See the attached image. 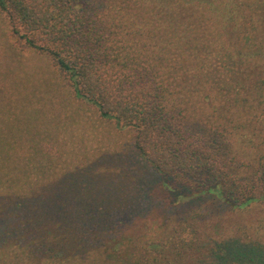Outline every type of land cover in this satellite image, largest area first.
<instances>
[{"label": "trees", "instance_id": "1", "mask_svg": "<svg viewBox=\"0 0 264 264\" xmlns=\"http://www.w3.org/2000/svg\"><path fill=\"white\" fill-rule=\"evenodd\" d=\"M0 10L15 46L49 56L77 97L134 128L137 149L122 154L124 179L64 170L36 193L6 178L0 264H169L143 236L120 234L135 209H152L147 192L164 175L240 209L264 205V155L249 152L264 151V0H0ZM215 47L241 75L199 71L223 62L208 61ZM40 152L23 159L37 174L54 161ZM55 227L65 235L52 239ZM242 243L215 263H264Z\"/></svg>", "mask_w": 264, "mask_h": 264}, {"label": "rangeland", "instance_id": "2", "mask_svg": "<svg viewBox=\"0 0 264 264\" xmlns=\"http://www.w3.org/2000/svg\"><path fill=\"white\" fill-rule=\"evenodd\" d=\"M15 45L6 13L0 10L1 191L10 183L6 179L10 177L23 188L37 193L49 188L50 174L57 179L64 170L70 178L75 172L87 174L88 171L99 178H127L129 172L122 154L137 151L134 128L123 126L115 118L101 116L97 105L77 97L49 56ZM207 53L204 50L202 56ZM220 56L223 62L217 63L219 67L197 68L202 74L211 69L215 74L229 77L234 73L241 75L244 66L228 60L216 47L208 61H216ZM5 122L8 123L5 125ZM33 151H41V161L54 156L51 163H43L47 166L40 174L35 163L23 160L27 156L33 162ZM249 152L253 158L260 159L264 155V151ZM12 163L21 169L10 170ZM24 169L35 172L26 176ZM139 174L141 171L135 176ZM147 197L154 200L152 209L147 212L135 209L134 218L121 224L120 234L124 239L143 236L147 250L169 264H216L219 252L228 255L232 245L239 242L248 250L264 254L262 204L240 209L214 193L198 196L197 190L180 186L165 175L153 183ZM59 232L55 227L49 236L55 239L65 235ZM112 238H109V246L114 244ZM1 249L23 251L16 244H4Z\"/></svg>", "mask_w": 264, "mask_h": 264}]
</instances>
